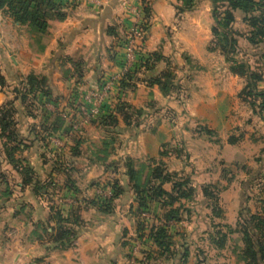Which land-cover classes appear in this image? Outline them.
Segmentation results:
<instances>
[{
  "label": "crops",
  "instance_id": "1",
  "mask_svg": "<svg viewBox=\"0 0 264 264\" xmlns=\"http://www.w3.org/2000/svg\"><path fill=\"white\" fill-rule=\"evenodd\" d=\"M133 8L139 12L137 19L148 23L145 50L162 55L152 69L138 73L137 80L124 93L125 101L142 109V120L129 126L119 121L112 134L117 133V140L118 136H125V139L120 147L115 145V152L107 164L95 162L92 157L77 160L80 154L75 156V145L71 147L70 116L83 92L96 89L103 79L120 74L114 46L124 31L120 25L126 23V27L135 20ZM44 12L43 24L38 26L31 21L16 23L0 11L1 69L3 77L13 82L23 81L30 74L47 79L51 96L42 97L37 93L39 107L45 109L44 113L40 109L34 116L21 113L24 126L19 128L24 144L16 157L23 165L34 169L39 181L51 180L54 182L51 187L67 192L69 198H56L59 191L51 194V200L48 194H36L33 186L23 185L22 175L3 159L5 180L1 183L4 185L6 181L15 186L10 188L13 195L7 202L0 192V264H35L38 259L47 264H131L129 243L124 241V236L132 234V224L126 219L136 204L134 196L129 193L119 197L110 213L93 207L89 196L104 176H113L109 173V164L119 159L117 156L131 157L138 165L147 157L158 158L163 144L177 141L175 121L166 118L161 110L171 109L179 119L182 113L190 117L191 123L186 124L183 131L188 151L192 157L198 152L211 159L215 147L206 137L193 132L192 124L226 131L232 98L239 102L245 79L231 72L220 51L210 49L215 24L212 0H84L78 4L53 0ZM239 20L243 21L241 12L236 13V24ZM167 67L179 74L175 77L185 87L187 109L180 106L178 94L165 95L157 85L150 86L147 82ZM115 91L116 87L109 100ZM39 120L41 124L37 123ZM83 132L79 149L85 148L89 156L91 145L107 132L91 122L85 125ZM236 148L238 151L237 145L229 144L223 150L236 153ZM39 151L46 152L48 157ZM64 156L67 160H76L72 161L74 168L67 170L78 189L76 193L65 185L67 174L55 170L62 163L69 166ZM119 180L127 183L125 175ZM57 199L59 205H55ZM57 208L64 210L68 219L66 227L76 234L68 247L55 239L60 226L54 218ZM239 211L240 207L233 212L224 207L226 223L234 227ZM187 237L184 239L185 250L189 252L186 261L175 253L158 264H228L222 261V254L197 260ZM240 256L231 255V264H245Z\"/></svg>",
  "mask_w": 264,
  "mask_h": 264
},
{
  "label": "trees",
  "instance_id": "2",
  "mask_svg": "<svg viewBox=\"0 0 264 264\" xmlns=\"http://www.w3.org/2000/svg\"><path fill=\"white\" fill-rule=\"evenodd\" d=\"M52 2L53 0H0V11L7 10L16 23L26 24L31 21L35 25L42 26V20L45 18L44 9L46 5H50ZM212 3L215 24L212 28L213 40L210 49L218 50L222 53L229 64L231 72L246 78V85L240 91L239 97L242 101L250 103L254 112H256L258 98L263 99L260 107H264V89L259 87V84L264 80V75L249 63L239 60L237 54L239 53V41L241 38L258 47L264 46V0H212ZM53 8L58 9L56 6ZM237 12L243 13V21L251 28L249 33H243L236 29ZM148 55L150 62L147 64L146 70L152 69L155 62L162 59V55L160 56L156 53H148ZM262 56H264V53ZM138 73H126L119 80L112 100H110L112 110H108L91 120V123L101 126L107 132L102 139L91 145L90 153L93 155L95 162L107 164L110 156L114 154L115 139L112 133L120 120L127 126L139 124V122L133 121V114L137 111L138 116H141L142 109L137 110L133 104L124 100L125 90L137 80ZM173 78L170 71H163L160 75L148 79L147 82L150 86L157 85L163 94L168 95L171 93V87L174 86ZM4 82L5 80L2 79L0 84ZM23 84L26 89L28 87V92L23 97L16 95L14 99L0 106V139L5 140L3 141L4 150L2 153L0 152V181L4 180L2 164L3 159H5L22 175L23 185H32L36 194H48L49 185L39 181L36 178L34 169L29 165H23L16 157V153L21 150V145L24 144V138L18 124L14 120V106L18 99L22 103L26 102L30 93L34 94L33 100H36L37 93H40L42 97H49L51 92L47 85V79L43 76L30 74L25 78ZM78 108L79 101L78 104H75V112H77ZM25 112L29 116H34L31 109ZM76 117L78 115L75 113L74 118ZM79 138L73 148L75 156L81 154L79 147L82 145V141ZM11 144L15 145L9 147ZM166 145L164 144V146ZM4 151L5 158L3 157ZM159 155L167 157L171 154L168 151H160ZM59 166L55 170L67 174L65 185L69 190L76 193L78 189L70 180V173L67 171V167L63 163ZM125 167L127 184H123L119 179L115 178L110 183V188L113 190V194L110 197L96 196L91 201L103 212L110 213L114 208L115 201L127 189H130L138 204V215L144 211L151 210L156 213V218L152 219V221L150 219L140 220L137 228V237L143 240L148 236L157 246L159 255L164 257L165 260L170 259V254L174 255L176 252L171 250L172 242L169 233V223L183 220L184 214L189 212V209L185 207L184 201L192 200L196 189L190 178H182L177 172L169 171L163 160L152 166L145 163L137 165L131 157H127ZM167 185H170L169 189ZM0 192L3 193L6 199L11 197L12 192H10L8 182L5 183L3 189H0ZM204 194L205 196L210 195L207 187L204 189ZM54 214V218L60 224L57 227L55 239L56 241H63V246L68 247L76 234L72 229L66 227L68 219L62 208H57ZM145 230H147V234ZM231 231L242 234L244 243L243 258L246 264H264V219L259 214H251L246 217L243 211L240 210L237 228H231ZM222 241H225V239ZM219 245L223 246L224 243H219ZM188 256L189 252L185 250L182 254L183 261H186ZM154 258L153 252L149 253L145 260L151 262ZM35 264L47 263L43 259H38Z\"/></svg>",
  "mask_w": 264,
  "mask_h": 264
},
{
  "label": "rangeland",
  "instance_id": "3",
  "mask_svg": "<svg viewBox=\"0 0 264 264\" xmlns=\"http://www.w3.org/2000/svg\"><path fill=\"white\" fill-rule=\"evenodd\" d=\"M3 13L13 19L7 10L3 11ZM125 25L126 23L121 24L120 27L124 30ZM235 26L236 29L243 33H249L251 31V28L244 21L239 20ZM263 53L264 46L258 47L250 44L243 38L240 39L237 58L249 63L253 68L257 69L264 75ZM2 60L3 59L0 58V82L4 79L5 85L4 83L0 84V106H3L14 99L16 95L23 97V95L28 92V87L26 89L24 84L22 85L25 80H23V82H13L11 79L6 80L5 77H3L1 69ZM165 71H170L174 77L172 80L174 86L171 87V92H175L180 96V106L187 109V93L184 89L185 87L181 86L175 77L177 74L176 70L172 69V67H167ZM242 78L245 79L246 85V78ZM259 85L261 86V89H264V80ZM33 95L34 94L30 93V95L27 96L26 102L22 103L21 101H18L14 106V120L18 124V127L24 126V119L21 117L22 112L31 109L35 114L40 109V103L37 99L33 100ZM232 100H234V102H231V110L228 118L229 126L226 131L218 132L216 130H210L206 125L192 124V127H195L193 132H197L199 135L206 137L207 141L211 142L215 147L211 159L198 152H195L193 157L190 155L183 131L186 124L191 123V119L190 117H185L184 113L181 114L183 118L181 117L179 119L177 113L171 109H166L165 112L161 110V114L164 113L165 116H167L166 118L175 121L177 126V141H171L167 143L166 146L163 144L161 147V151H168L171 155L167 157L159 156L158 158H155V160H151L149 157L143 159V163H147L151 166L158 164L163 160L169 171L177 172L182 178L191 179L192 184L196 189V193L192 200L184 201L185 207L189 209V212L184 214L183 221L185 223L178 224L175 221L170 222L169 233L171 235L172 251H175L178 255H182L185 252L186 243L184 239L185 236H188L187 238H189V241L191 242L190 245L192 246V253L197 257V260L200 261L207 258L211 259L215 255L222 254V261L231 264V255L238 254V257L240 255L243 256L244 243L242 241V234L240 232L231 231V228H237L239 217L236 225L234 227L230 226L226 223L227 218H225V214L223 213L224 207L230 209L231 212H233L235 208L240 207V210L243 211L246 217L251 214H259L264 219V107H260L263 99H257L258 104L256 112H254L250 103L242 101L241 98L239 99V102L234 98H232ZM136 108L137 110L140 109L139 107ZM182 108L180 107V109ZM150 109L156 110V107H150ZM41 111H43V114L45 109ZM141 120L142 116H138L136 111L133 114V121L140 123ZM69 121L70 131L73 135L71 147H73V145H76L77 139L82 135L84 136V127L91 121L83 122V124L80 125L81 130L77 132L71 128V118ZM37 123L41 124L40 120ZM112 135L115 139L114 147L115 145L120 147L119 145L122 144V139H125V136H118L119 139L117 140V133ZM39 136L42 137V135ZM3 141L5 140L0 139L1 153L4 150ZM229 144L237 145L239 150L237 151L238 148H236V153H232L231 150H223V147ZM13 145L15 144H11L9 147ZM190 147L192 148V145ZM82 149L83 150L79 149L81 154L79 157H76L77 160L81 159L85 161V157L93 158L92 154L86 156L88 154H86L85 148ZM39 153L43 154V156L46 154L44 151H39ZM47 153H49V151H47ZM48 155L49 154H46V157H48ZM3 157L5 158V151ZM117 158L119 159L112 160L109 164L111 167L109 173L113 176H111V178H107L109 175L104 176L105 178L99 181L100 183L96 187L92 196H89V199L92 200L93 197L101 195L106 197L104 191H107L111 185L110 183L114 181L115 177L117 176L119 179L124 178L127 157L120 158L117 156ZM63 159H65L64 161L67 160L65 156ZM72 161L76 160H67V165H69L66 166L67 169L74 168L73 164L75 163ZM92 177L94 176H90V178ZM5 183L6 181L4 182V185H2L0 181V187L2 186L1 189L5 187ZM45 183L49 185L48 198L51 200V194H55L59 189L51 187V180L45 181ZM11 184L12 186L8 183L9 187L14 188L15 183ZM56 184L59 185L60 183ZM123 184L127 183L123 182ZM206 187L210 193L209 196H205L204 194V189ZM167 188L169 189L170 185H167ZM129 193L134 196L130 189H128L122 196H127ZM55 197L60 199L65 197V199H68L69 195L67 192H62L60 190ZM7 200H9V198L6 199V202ZM58 200L59 199L55 200V205H59ZM87 202H90V200H87ZM135 203L133 211L127 215L128 218L126 219L129 224H132V234L128 233V235L124 236V241L129 243L128 251L130 253L131 264H157L161 262V259L164 260L165 258L159 255L158 248L153 240L148 236L143 240L137 237V228L140 220L150 219L152 221V219L156 218V213L151 210L144 211L138 215V204L136 201ZM93 207L99 208L95 204H93ZM145 231L147 234V230ZM223 239H225V241H222ZM219 243H224V245L221 246ZM153 252L155 257L154 260L151 262L146 261L145 257ZM170 256V258H172L174 255L170 254ZM244 263L246 264L245 260Z\"/></svg>",
  "mask_w": 264,
  "mask_h": 264
},
{
  "label": "built area",
  "instance_id": "4",
  "mask_svg": "<svg viewBox=\"0 0 264 264\" xmlns=\"http://www.w3.org/2000/svg\"><path fill=\"white\" fill-rule=\"evenodd\" d=\"M57 1L78 4L84 0ZM133 12L135 20L127 24L114 46V56L121 68V72L118 76L103 79L96 89H88L81 94L79 108L77 112H73V115L70 116L71 128L76 132L81 130L80 125L83 122L91 121L102 113L112 110L109 97L113 89L117 87L119 80L128 72L140 73L146 70L147 64L150 62L148 52L144 46L148 23L144 19H137L139 15L137 9L133 8ZM75 113L78 115L76 118H74ZM104 192L106 197H110L113 194V190L110 187Z\"/></svg>",
  "mask_w": 264,
  "mask_h": 264
}]
</instances>
